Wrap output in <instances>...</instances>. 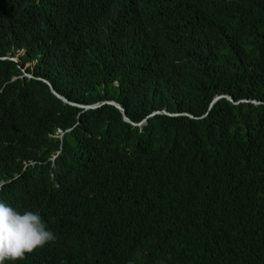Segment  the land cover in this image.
<instances>
[{"label": "trees", "instance_id": "trees-1", "mask_svg": "<svg viewBox=\"0 0 264 264\" xmlns=\"http://www.w3.org/2000/svg\"><path fill=\"white\" fill-rule=\"evenodd\" d=\"M2 182L17 264H264V0H0Z\"/></svg>", "mask_w": 264, "mask_h": 264}, {"label": "clouds", "instance_id": "clouds-1", "mask_svg": "<svg viewBox=\"0 0 264 264\" xmlns=\"http://www.w3.org/2000/svg\"><path fill=\"white\" fill-rule=\"evenodd\" d=\"M56 238L40 211L28 208L19 211L0 199V264L22 262L26 254L43 248Z\"/></svg>", "mask_w": 264, "mask_h": 264}, {"label": "water", "instance_id": "water-1", "mask_svg": "<svg viewBox=\"0 0 264 264\" xmlns=\"http://www.w3.org/2000/svg\"><path fill=\"white\" fill-rule=\"evenodd\" d=\"M53 92H54L58 97H60V98H62L63 100L67 101L65 98H63L61 95H59L58 93H56L54 90H53ZM220 98H222V97H220V96L217 97V98L215 99V101L213 102V104H214L218 99H220ZM230 100H231L232 102H235L233 98H231ZM111 104L115 105L117 108H119V109L123 112L124 119H125L126 121H128V122H130V123L136 125L135 123H133V122L128 118V116H127L126 113H125V109H124L120 104H118V103H116V102H111ZM213 104H212V105H213ZM97 106H98V105L96 104V105L88 106L87 108H92V107H97ZM155 113H157V112H155ZM155 113H154V114H155ZM165 113H167V112L165 111ZM146 122H147L146 120L143 121V123H146ZM138 125H139V124H138Z\"/></svg>", "mask_w": 264, "mask_h": 264}]
</instances>
